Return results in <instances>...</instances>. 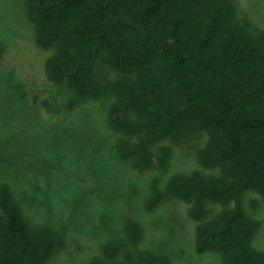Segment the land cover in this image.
<instances>
[{"label": "trees", "instance_id": "1", "mask_svg": "<svg viewBox=\"0 0 264 264\" xmlns=\"http://www.w3.org/2000/svg\"><path fill=\"white\" fill-rule=\"evenodd\" d=\"M38 47L48 50L46 81L72 100L103 91L99 64L116 76L108 124L120 159L137 172L165 169L171 145L206 132L197 166L154 178L144 207L167 197L188 206L197 253L220 264H264L251 242L259 221L242 197L264 200V29L252 31L232 0H25ZM209 204L222 207L210 215ZM128 246L105 242L87 264H174L141 247L134 220L123 227ZM66 246L50 225H33L10 185L0 180V264H48Z\"/></svg>", "mask_w": 264, "mask_h": 264}, {"label": "rangeland", "instance_id": "2", "mask_svg": "<svg viewBox=\"0 0 264 264\" xmlns=\"http://www.w3.org/2000/svg\"><path fill=\"white\" fill-rule=\"evenodd\" d=\"M232 1L252 31L264 29V0ZM48 55L35 42L25 0H0V180L10 185L31 224L50 225L65 237V248L48 264H87L108 241L126 248L127 220L141 225V247L174 264H220L217 252H196L187 204L167 196L152 210L144 207L154 178L162 187L172 173L198 165L206 132L179 145L158 142L155 149L172 147L167 168L137 172L117 155L108 124L113 102L108 86L116 73L100 63L101 95L70 103L66 88L46 81ZM242 202L259 221L251 244L264 250V200L248 190ZM208 206L210 215L222 209Z\"/></svg>", "mask_w": 264, "mask_h": 264}]
</instances>
